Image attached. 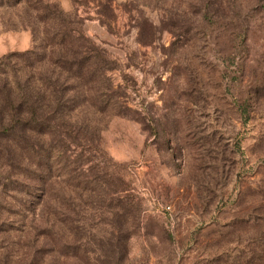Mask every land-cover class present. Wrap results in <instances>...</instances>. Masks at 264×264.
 I'll return each instance as SVG.
<instances>
[{"label": "rangeland", "instance_id": "obj_1", "mask_svg": "<svg viewBox=\"0 0 264 264\" xmlns=\"http://www.w3.org/2000/svg\"><path fill=\"white\" fill-rule=\"evenodd\" d=\"M42 1L107 53L119 109L49 137L51 213L0 161V264L39 263L45 234L119 245L95 264H264V0ZM37 4L0 0V59L34 47Z\"/></svg>", "mask_w": 264, "mask_h": 264}, {"label": "trees", "instance_id": "obj_2", "mask_svg": "<svg viewBox=\"0 0 264 264\" xmlns=\"http://www.w3.org/2000/svg\"><path fill=\"white\" fill-rule=\"evenodd\" d=\"M37 5L35 21L22 22L33 33L34 47L0 59V148L8 151L0 153V161L5 168L17 169L16 176L41 185V203L51 213L53 202L61 197H53L44 186L51 178L63 176L58 159L64 153L57 142L47 148L49 137H60L66 125L72 127V118L82 109L102 114L119 106L110 76L113 62L86 36L78 15L55 3L38 0ZM132 233L126 232L124 255ZM42 237L52 244L43 246L37 264H95L115 261L119 255V245L101 244L83 255L77 240L65 243L52 234Z\"/></svg>", "mask_w": 264, "mask_h": 264}]
</instances>
